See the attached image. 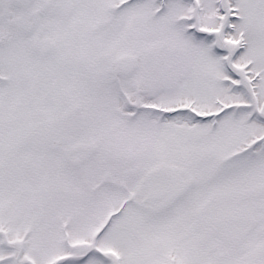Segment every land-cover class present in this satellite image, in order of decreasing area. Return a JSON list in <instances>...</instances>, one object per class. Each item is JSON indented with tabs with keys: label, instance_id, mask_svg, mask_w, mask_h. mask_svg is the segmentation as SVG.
Wrapping results in <instances>:
<instances>
[{
	"label": "snow or ice",
	"instance_id": "6c2138e0",
	"mask_svg": "<svg viewBox=\"0 0 264 264\" xmlns=\"http://www.w3.org/2000/svg\"><path fill=\"white\" fill-rule=\"evenodd\" d=\"M0 264H264V0H0Z\"/></svg>",
	"mask_w": 264,
	"mask_h": 264
}]
</instances>
